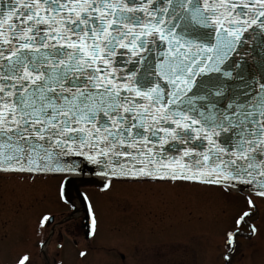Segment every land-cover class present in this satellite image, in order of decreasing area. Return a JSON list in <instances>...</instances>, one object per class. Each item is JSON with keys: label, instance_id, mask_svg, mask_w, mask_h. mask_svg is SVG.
<instances>
[{"label": "snow or ice", "instance_id": "obj_1", "mask_svg": "<svg viewBox=\"0 0 264 264\" xmlns=\"http://www.w3.org/2000/svg\"><path fill=\"white\" fill-rule=\"evenodd\" d=\"M249 41L264 47V0H0V172L76 155L105 176L264 198V78L222 80Z\"/></svg>", "mask_w": 264, "mask_h": 264}, {"label": "rangeland", "instance_id": "obj_2", "mask_svg": "<svg viewBox=\"0 0 264 264\" xmlns=\"http://www.w3.org/2000/svg\"><path fill=\"white\" fill-rule=\"evenodd\" d=\"M63 180L0 173V264H19L25 242L31 248L47 238L52 225L43 217L54 216L57 223L71 212L60 198ZM82 190L98 225L93 246L115 247L126 254L128 264H150L156 253L178 264H226V256L231 264H264V198L251 196L254 214L248 224L237 226L236 217L250 209L247 194L236 191L225 194L216 187L154 182L113 183L105 193L95 187ZM237 227L234 244L226 247L227 234ZM64 230L63 241H82L81 232L72 236ZM30 257L29 264H46L37 255ZM65 257L70 264L74 252L67 248ZM102 258L93 253L83 263L102 264Z\"/></svg>", "mask_w": 264, "mask_h": 264}, {"label": "water", "instance_id": "obj_3", "mask_svg": "<svg viewBox=\"0 0 264 264\" xmlns=\"http://www.w3.org/2000/svg\"><path fill=\"white\" fill-rule=\"evenodd\" d=\"M234 62V67L230 69L233 74L232 80H227L222 77L224 81L225 90H228L230 85L234 90H241L240 86L244 80L249 84L256 85L257 81L264 78V47H257L255 41L247 42L238 52L233 55L230 63ZM240 73V78L237 77ZM216 75V74H213ZM59 167L63 169L58 172L47 173H18V172H0L8 174H26V175H42V176H67L61 191L62 200L73 207V214L68 220H71L76 213H83V225L87 238L91 237V229L93 226L92 215L90 207L85 195L82 193L83 188L96 187L104 189L105 186L112 180L114 181H133V182H188L190 181H171V180H152L149 178L132 179L123 176H105L102 175L101 166L95 165L84 156L68 155L62 156L59 159ZM210 186V185H206ZM241 194H250L248 185H236L232 189ZM254 195V192L251 193Z\"/></svg>", "mask_w": 264, "mask_h": 264}, {"label": "flooded vegetation", "instance_id": "obj_4", "mask_svg": "<svg viewBox=\"0 0 264 264\" xmlns=\"http://www.w3.org/2000/svg\"><path fill=\"white\" fill-rule=\"evenodd\" d=\"M113 183H125V184H136L134 182H121V181H114L109 184V188L113 185ZM99 193H105L109 192L102 191L98 188H96ZM111 190V189H110ZM85 192V191H84ZM86 194V192H85ZM88 199L89 196L86 194ZM90 201V200H89ZM92 205V204H91ZM93 208V207H92ZM71 212H68L66 216H64L60 221H57L55 223V217L51 216L48 220L49 224L52 225L51 230L45 240H39L35 242V246L29 247L27 242L24 243L23 249L25 250L23 252L24 257L26 256L28 259L25 262V264H29V260L31 259V255H37L36 259L41 257L46 262V264H66V249L70 248L74 252V259L71 261L70 264H85L83 261L85 260L86 256L95 254H101L102 259L99 260L102 262V264H107L104 260L107 259L108 261L114 262V264H128V257L124 252L118 251L115 249V247H95L93 245H96V241H93L92 239L87 238V234L85 232V227L83 225V214H81V218L79 220H75V217H79L80 213L78 212L73 217H71V220H68L69 217L73 214L72 208H70ZM93 214L95 215L94 209ZM77 219V218H76ZM51 220V221H50ZM41 222V221H40ZM36 223V227L39 228V223ZM66 227V228H65ZM63 229H65V233H71L72 236H77V232H81L78 235L82 236V241L77 242L76 240H72L69 242L63 241ZM97 230V225H96ZM31 249H34L33 251ZM161 254H154V256L151 258L150 264H178L177 262H174L173 260L167 259L166 257H161ZM164 255V254H162ZM165 256V255H164ZM99 261L95 262L98 263ZM94 264V263H93ZM249 264L250 261H249Z\"/></svg>", "mask_w": 264, "mask_h": 264}, {"label": "bare ground", "instance_id": "obj_5", "mask_svg": "<svg viewBox=\"0 0 264 264\" xmlns=\"http://www.w3.org/2000/svg\"><path fill=\"white\" fill-rule=\"evenodd\" d=\"M112 187V186H111ZM111 187H110V189H111ZM110 189L108 190V191H110ZM77 214V213H76ZM83 214V213H82ZM98 226V225H97ZM96 232H97V230H96ZM96 235V234H95Z\"/></svg>", "mask_w": 264, "mask_h": 264}]
</instances>
